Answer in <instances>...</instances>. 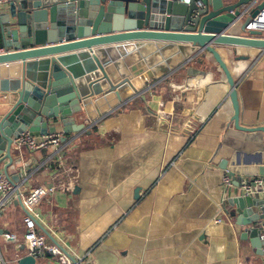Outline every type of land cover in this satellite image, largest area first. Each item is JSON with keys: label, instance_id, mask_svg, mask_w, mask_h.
<instances>
[{"label": "crops", "instance_id": "0c3cea01", "mask_svg": "<svg viewBox=\"0 0 264 264\" xmlns=\"http://www.w3.org/2000/svg\"><path fill=\"white\" fill-rule=\"evenodd\" d=\"M9 2L0 13L8 12ZM242 21L226 34L241 35ZM214 48L237 84L239 125L264 126V51ZM228 95L222 71L204 52L147 82L83 132L63 134L50 123L66 138L59 151L26 150L13 172L21 176V197L54 188L38 205L47 242L81 264H264V241L251 237L253 226L221 184L222 162L236 182L260 177L251 173L263 135L234 129ZM23 217L14 194L0 212L4 264L26 256ZM216 218L222 222L215 224ZM4 234H15L17 242ZM37 264L55 261L45 257Z\"/></svg>", "mask_w": 264, "mask_h": 264}, {"label": "water", "instance_id": "95a60500", "mask_svg": "<svg viewBox=\"0 0 264 264\" xmlns=\"http://www.w3.org/2000/svg\"><path fill=\"white\" fill-rule=\"evenodd\" d=\"M263 9L264 0H12L8 12L0 13L3 174L16 186L21 182L13 174L27 154L13 144L20 134H55L50 123L63 134L83 132L147 82L160 81L206 52L228 85L234 129L263 135V152L251 174L264 178V126L239 125L237 84L214 48L264 51L262 33L246 31ZM242 18L241 35L226 34ZM222 164L225 169L227 162ZM231 203L253 226L251 237L264 241V200L235 197ZM16 264L37 261L24 256Z\"/></svg>", "mask_w": 264, "mask_h": 264}, {"label": "built area", "instance_id": "2783aa9c", "mask_svg": "<svg viewBox=\"0 0 264 264\" xmlns=\"http://www.w3.org/2000/svg\"><path fill=\"white\" fill-rule=\"evenodd\" d=\"M9 1L0 0V6L7 4ZM246 31H259L264 38V9L246 27ZM1 53H4L2 48L0 49ZM62 138L63 135L59 133L39 137H33L28 133H23L13 139V144L17 148H25L28 152H37L53 148V153H57L62 144ZM221 184L224 191L232 190L235 197H260L264 200V178L262 177L240 179L236 182L229 170L224 169ZM53 192L54 188L40 187L32 190L27 196L21 197L18 193V187L5 175L0 176V194L2 195L0 212L11 199L12 195L16 194L24 210L22 240L27 249L26 256L33 257L36 261L49 257L55 261V264H81L80 258L70 257L59 245L48 243L46 236L38 228V222L40 220L38 205L45 196ZM221 222L220 218L214 220L215 224H220ZM2 237L7 242H17V236L15 234H4ZM262 256L264 258V249L262 250ZM0 264H4L1 256Z\"/></svg>", "mask_w": 264, "mask_h": 264}, {"label": "trees", "instance_id": "16d2710c", "mask_svg": "<svg viewBox=\"0 0 264 264\" xmlns=\"http://www.w3.org/2000/svg\"><path fill=\"white\" fill-rule=\"evenodd\" d=\"M0 46H1V44H0Z\"/></svg>", "mask_w": 264, "mask_h": 264}]
</instances>
